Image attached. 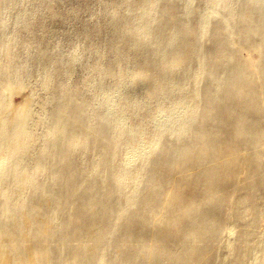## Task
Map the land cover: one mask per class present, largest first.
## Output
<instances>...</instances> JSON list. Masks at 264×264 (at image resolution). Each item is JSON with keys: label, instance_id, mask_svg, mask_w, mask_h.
Returning a JSON list of instances; mask_svg holds the SVG:
<instances>
[{"label": "bare ground", "instance_id": "bare-ground-1", "mask_svg": "<svg viewBox=\"0 0 264 264\" xmlns=\"http://www.w3.org/2000/svg\"><path fill=\"white\" fill-rule=\"evenodd\" d=\"M176 1L155 4V26L140 36L149 40L146 50L141 42L128 50L142 57L139 66L145 69H172L175 62L200 66L191 80H183L181 70L141 75L153 78L160 92L177 85L195 97L176 128L163 127L146 142L132 129L123 142L127 128L115 126L98 101L92 100L91 110L78 90L61 85L62 93L49 100L53 128L41 134L54 162L35 165L49 182L35 185L13 160L16 143L9 144L31 133V95L14 107L0 95V264H264V237L258 252L253 242L238 244L262 215L256 203L264 185V0H221L211 14L200 12L205 0L186 6ZM114 3L118 7L121 0ZM15 4L0 0V14ZM169 22L178 27L171 44L179 61L160 58ZM138 25L125 29L130 34ZM13 40L0 37L7 57L0 81L14 92L24 85L26 69L18 66ZM244 45L255 60L240 57ZM37 58L39 65L48 63L42 47ZM53 74L62 77L61 60ZM79 147L99 152L89 159L87 173L73 157ZM136 160L144 170L127 192ZM25 189L29 196L18 198ZM235 223L244 227L235 231Z\"/></svg>", "mask_w": 264, "mask_h": 264}, {"label": "rangeland", "instance_id": "rangeland-1", "mask_svg": "<svg viewBox=\"0 0 264 264\" xmlns=\"http://www.w3.org/2000/svg\"><path fill=\"white\" fill-rule=\"evenodd\" d=\"M10 1L16 4L10 8L4 7L3 13L0 14V20H4L0 26V37L14 38V50L20 55L18 66L25 68L26 72L24 85L17 91H8L6 85L0 81V95H2L1 100L3 101V97L7 98L12 107L18 105L24 97L31 95L29 115L31 133L18 137L17 142L14 138L12 143L9 142L10 140L8 142L10 145L16 143L13 160H17L14 162L25 169L26 175L35 185L49 182L47 175H44L42 170L36 169L35 165L39 162L45 165L54 162L52 153L43 150L45 143L41 139V134L53 128L54 123L49 119L52 107L49 100L52 94L62 93L59 91L61 85L66 84L68 89L78 90L86 103L90 101L91 110L96 108V104H91L92 100L98 101L97 107L104 109V113L115 126L127 128L126 134L121 136L123 142H125L124 138L130 136L132 129L137 135H141L142 142H146L157 136L163 127L176 128L186 117L184 112L187 108L195 104V97L188 90H181L179 86L172 85L169 89L160 92L155 87L153 78L142 79L141 75L165 76L170 75L171 71L181 70L180 72L184 73L183 78L185 77L183 80H191L200 73V66L191 68L181 62H175V68L172 69L161 70V66L157 69H145L139 66L142 58L139 54L128 53L136 42H141L139 45L142 47V52L146 50L149 40L141 39V32L143 28L153 30L155 4L161 2L167 6L171 0H121L118 7L114 3L115 0ZM197 1L177 0L176 2L186 6ZM218 1L221 0H205L203 10L200 12L211 14ZM232 1L233 4L236 3L235 0ZM24 20L30 23L27 29L22 28ZM131 22L139 25L133 33L128 34L125 25ZM177 28L174 22H169L167 25V36L161 41L163 50L160 58L163 60L179 61L176 60L177 54L171 44ZM124 37H129L127 42L121 41ZM40 47L47 54V64L38 63ZM240 53L243 60L252 61L257 58L246 45L242 47ZM58 60L63 63V75L60 79L53 74L54 64ZM6 61L5 53L0 52V65ZM119 62H123L124 66L119 67ZM127 95L130 97L127 98ZM128 99L130 104L127 102ZM137 99L144 100L135 107ZM107 107L110 110H107ZM9 144L4 143L6 149L2 151V157L7 156L6 150ZM98 154V151L90 154L87 149L79 147L75 149L73 157L83 166V173H87L86 166L89 159L96 158ZM260 157L264 161V151H261ZM140 161L136 160L131 166L132 179L125 183L127 192L135 188L138 172L144 170V166L139 165ZM240 177L242 179L245 175L241 174ZM56 183L53 185L56 186ZM31 186L25 185L24 188L30 189ZM0 190L3 188L0 187ZM27 196L29 193L25 189L18 198ZM256 208L262 215L252 225V234L246 239H239L238 244L246 246L253 242L255 252H258L257 244L264 237V230H261L264 229V218L261 217L264 215V185L257 197ZM224 212L229 215L228 210L225 209ZM243 217L246 221L249 219L246 214H243ZM243 225L244 223H235L233 228L239 231L244 227ZM147 241L145 240L144 243ZM223 241H218L216 244L221 246L224 244Z\"/></svg>", "mask_w": 264, "mask_h": 264}]
</instances>
